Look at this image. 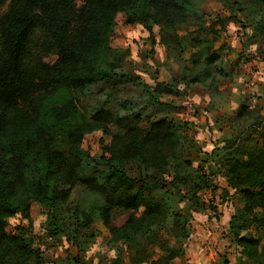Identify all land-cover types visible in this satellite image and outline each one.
<instances>
[{
  "label": "trees",
  "instance_id": "1",
  "mask_svg": "<svg viewBox=\"0 0 264 264\" xmlns=\"http://www.w3.org/2000/svg\"><path fill=\"white\" fill-rule=\"evenodd\" d=\"M248 1L235 2L250 23L243 27L264 38V0ZM203 4L0 0V264H46L29 227L9 230L17 216L31 222L34 204L45 211L53 239L76 238L101 225L108 246L119 250L113 264H172L184 256L191 209L205 211L201 194L216 192L213 165L219 163L243 205L229 223L238 264H264V119L238 103L231 128L246 124L256 138H244L246 130L227 134L222 147L202 157L187 134L190 126L167 115L176 104L163 101L186 97L181 85L218 95L230 77L216 48L218 32L200 13ZM120 17L125 26H142L152 40L153 27L159 28L168 62L181 65L178 77L152 87L124 70L130 52L113 46ZM124 83L137 85L145 105L163 116L151 119L127 102L120 111L106 104L86 108L98 87ZM96 133L102 135L100 154L92 155L84 143ZM193 157L201 160L198 168ZM134 165L137 180L128 170ZM79 187L93 200L85 208L69 203ZM156 189L159 197L151 195ZM117 215H127L121 226L114 224ZM67 261L82 264L77 257Z\"/></svg>",
  "mask_w": 264,
  "mask_h": 264
},
{
  "label": "rangeland",
  "instance_id": "2",
  "mask_svg": "<svg viewBox=\"0 0 264 264\" xmlns=\"http://www.w3.org/2000/svg\"><path fill=\"white\" fill-rule=\"evenodd\" d=\"M236 1L242 4L245 1L249 2L248 0H204L200 9L205 26L218 32L219 43L216 48H221L223 51V62L226 69L231 72L230 77L223 81L220 93L210 97L201 87L195 86L191 90H185L181 85L179 89L187 91L186 97L176 98L170 95L163 97L164 102L176 104V108L167 115L179 124L190 126L187 134L199 143L202 157L204 154H211L219 144V140L225 138L227 134L246 130L247 135L244 138L248 136L256 138V134L251 133L246 124L231 128L239 108L238 103L246 104L253 112L259 113L260 119H264V38L258 34L254 37L249 27L247 29L243 27L250 23L246 21L247 14L236 7ZM153 35L152 40L142 26H125L120 17L113 46L130 52V57L124 64L127 73L140 78L149 86L156 87V81L169 84L173 78L178 77L181 65L175 61L168 62L169 51L160 42L159 28L153 27ZM153 41L155 44H152ZM189 54L190 50H187L185 58H188ZM93 92L94 94L85 100L88 110L106 104L112 107L113 111H120L127 102L132 104L134 110L149 118L152 117L151 119H159L163 116V113L155 112L145 105V97L143 98L137 85L124 83L112 87L100 86ZM216 120L220 121L219 127L215 123ZM142 126L146 129V122ZM101 138L100 133L86 138L84 146L92 155L100 154ZM218 146L222 147V145ZM192 160L194 168L201 165L199 157H193ZM213 164H216V161ZM219 165H213L216 192L211 197H209L210 193L201 194L205 211L196 212L191 209L190 237L183 245L184 256L172 264H238L240 248L230 238L229 223L236 210L243 205L240 197L230 190L224 171ZM128 170L136 180L139 178L135 165L129 166ZM138 187L137 185L136 190ZM159 192L156 189L151 195L159 197ZM69 203L85 208L91 205L93 200L79 187L72 191ZM224 209L228 210V220L230 219L228 222L224 220L226 217ZM126 218L127 215H117L114 224L121 226ZM203 222L214 224L207 230L216 228L214 233L217 239L212 245L210 238L213 236L208 235V232L205 235L208 239L199 236ZM23 227L30 228L35 247L44 254L46 264H69L67 261L69 257L79 258L82 264H113L119 254L117 248L108 246L109 233L101 225L98 226L99 230L93 226L80 231L76 238L73 237L74 235L51 238L48 233L46 213L36 204L32 207L31 222L22 220L20 216L10 221V231ZM66 232L70 233V227H66Z\"/></svg>",
  "mask_w": 264,
  "mask_h": 264
},
{
  "label": "crops",
  "instance_id": "3",
  "mask_svg": "<svg viewBox=\"0 0 264 264\" xmlns=\"http://www.w3.org/2000/svg\"><path fill=\"white\" fill-rule=\"evenodd\" d=\"M224 215H226V217H225V219L224 220H227V222L230 220H228V217H229V214L227 213L228 212V210H226V209H224ZM207 221V220H206ZM215 222V224H217V221L215 220L214 221ZM204 223V222H203ZM219 225V224H218ZM199 226V225H198ZM212 226H214V224L212 223V224H209V223H207V224H203V226H201V229H200V231H199V236L200 237H203V236H205L206 235V230L209 228V227H212ZM220 227H218V229H219ZM216 229V228H215ZM220 232H222L221 231V228H220V230H219ZM218 231V232H219ZM216 237V235H215V233L213 234V237L212 238H210V240H212L211 242H210V244L212 245L213 243H214V241H216V239L217 238H215ZM205 238H206V236H205ZM206 239H208V238H206ZM209 241V240H208Z\"/></svg>",
  "mask_w": 264,
  "mask_h": 264
},
{
  "label": "built area",
  "instance_id": "4",
  "mask_svg": "<svg viewBox=\"0 0 264 264\" xmlns=\"http://www.w3.org/2000/svg\"><path fill=\"white\" fill-rule=\"evenodd\" d=\"M206 193H210V194H209V197H211V195L213 196V193H212L211 191L206 192ZM205 198L207 199L208 197H205ZM214 231H215V229H209V230L206 231V233L208 232V235L213 236Z\"/></svg>",
  "mask_w": 264,
  "mask_h": 264
}]
</instances>
